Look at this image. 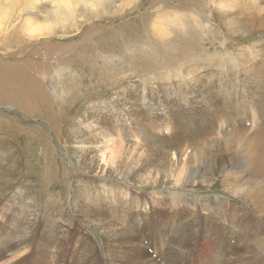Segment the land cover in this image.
I'll use <instances>...</instances> for the list:
<instances>
[{"label": "rangeland", "instance_id": "rangeland-1", "mask_svg": "<svg viewBox=\"0 0 264 264\" xmlns=\"http://www.w3.org/2000/svg\"><path fill=\"white\" fill-rule=\"evenodd\" d=\"M62 1L0 0V68L46 67L57 110L71 111L64 136L88 129L83 157L71 138L53 144L71 177L53 182L50 195L35 175L19 172L7 186L0 155V264H264V196L246 185L264 183L250 176L258 145L234 132L238 123L259 126L246 120L264 89V0H100L99 10L92 0H68L73 21L64 33L52 22ZM101 116L111 139L92 148L98 138L89 130ZM143 144L161 148L152 155ZM132 147L135 169L122 159ZM33 150L30 166L44 148ZM92 162L102 169L86 170ZM49 198L53 224L33 232L46 236L10 255L16 205L38 203L43 221Z\"/></svg>", "mask_w": 264, "mask_h": 264}, {"label": "bare ground", "instance_id": "bare-ground-1", "mask_svg": "<svg viewBox=\"0 0 264 264\" xmlns=\"http://www.w3.org/2000/svg\"><path fill=\"white\" fill-rule=\"evenodd\" d=\"M111 1H113V0H109V2H111ZM66 3H68V0H63L62 5L60 6V8L58 7L59 9H57L55 11V13L52 17V22L54 24L61 26L60 32H62V33H64V29H63L64 26H68V29H70L71 21H73L72 15H71L72 9L68 5H66ZM91 4L94 5L98 10L103 7L100 0H92ZM220 5H221V3H220ZM220 5H219V1H217L216 6L219 7ZM88 9H89V7H88ZM145 59H146V57H145ZM147 61H149V59ZM144 63H145L144 61H143V63L140 62V64H142V65H144ZM145 66H148V65L145 63ZM45 70H46V67H44L42 65L28 64L26 61L24 62V64L23 63L11 64V63L7 62V67L0 68V105H2V104L7 105V124L4 123L5 124L4 126H0V150L3 149V152L0 153V155L2 154V157H3L2 159L4 160V162L7 163V167H6V171H7L6 175L7 176H4V177H7V186L12 185L10 180H12L17 173L19 174V172H20V174H19L20 179L21 178L24 179L23 177L29 178L31 175L32 176L35 175L36 180L40 179L41 181L44 182V184L47 185V194L50 195V194H53V192L48 189L49 186H51V187L55 186V183H56L55 181H57V180H60V179L61 180H67L71 177L66 172L64 163L58 158L57 150L55 149V146L53 147V144L54 143L59 144L60 142H65L66 139L71 138L73 140L72 149L74 150V151L73 150L72 151L74 153L75 152L81 153L79 156L83 157L85 155L84 151L88 147L85 146L86 145L85 139H83V135H81L80 133L82 132V133L87 134L86 131L88 129H85V130L83 129L80 133L72 131L69 133L68 136H64V130L67 127L66 122H68L70 120L71 111L67 110V112H66L65 111L66 108H64L62 111L57 110L56 105L53 101V97H55V96H53L52 90H54V89H52L51 86L49 88L47 85H45L47 81L46 80L44 81L41 77L44 74ZM50 72H52V74L54 72L55 75L58 76L59 70H57L55 68V71H53V69L51 68ZM245 77H247V76H245ZM54 79H55V77L52 79V82L54 81ZM52 82H49V84L52 85V87L54 88V83H52ZM255 85H256V83H255ZM54 91H56V90H54ZM257 94L259 95V97L262 96V99L260 98L261 103L257 102L258 107H256V113L254 114L252 112V114H250V118H248V120H246V121L250 122L251 127H252L253 123H254V125L259 124V126H257V128H255V129L254 128L247 129V128L243 127V125H242L243 123L242 124L238 123L234 132H235V135H238V134L245 135L246 134L247 136H249L248 137L249 139L257 142L256 144L258 146L256 147L254 145L256 148H258L257 152L255 153V158L257 159V161H259V164H256L255 163L256 161H255L254 163L256 165H258V167H256V165L253 162H252L253 164H250L248 162L249 165H251V168H249L250 169V176H252V177L257 176L258 178L264 179V125H262V124H264L263 123L264 122V120H263L264 119V89L261 87V85L260 86L258 85ZM79 95H81V93H77L73 96H79ZM135 101L136 100L134 99V97L132 98V96H130V95L128 96L127 110H128V115L130 113L131 118H134L136 113H137L136 110L134 108H132V106H131L134 104ZM227 104H229V103H227ZM79 110L80 109L77 110L76 114H78ZM65 114H66V116H65ZM125 114L127 115V112H125ZM105 119L106 118L104 116L99 117V119H98L99 121H97L98 123L96 122V124L91 128V131L89 130V133L96 131V133L94 135H95V138H98L97 139L98 141L95 142V144L93 145L92 148H100L104 145V143L107 141L108 138L111 139V137H109V136H107L105 139L103 138L104 135L102 134V132H103V130H105L104 125H107V120H105ZM31 120L36 121L38 124H33V125L27 124ZM118 121L121 122V120H118ZM41 122H43L44 124L47 125V127L49 129L48 133H46L43 130V128L41 126H39V123H41ZM84 122H87V120H82V123H84ZM0 124H3V123H0ZM132 127L133 126H131V128ZM225 132L226 131H224L223 133H225ZM226 135H227V133H226ZM114 136H115V134H114ZM231 139H233V138L231 137ZM242 139L244 140V138H242ZM245 140H246V137H245ZM36 142H39L40 145L43 146L44 150L42 151V155H40L41 158L37 161V163L34 164L33 166H30L31 165L30 158H33V154L35 152V150H33V146L35 145ZM119 145H121V144H119ZM154 145H156V144H154ZM144 147H145V151H149V152L151 151V153H152L151 147L154 149L156 148V150H160L161 144L158 145V147L143 144V148ZM5 148L7 149V153L4 150ZM167 148H169V146H167ZM15 149H17L18 152H12L11 153L10 150H15ZM135 149H136L135 147H132L131 151H127L126 152L127 154L124 155L122 158L125 160L124 165L126 167H131L130 169H135V167H136L135 162H137V161H136L135 156H137V154L135 153ZM227 151H228V149H227ZM258 152H259V154H258ZM152 155H153V153H152ZM5 156H7V160H5ZM80 162H83V161H80ZM22 165L25 167V169H26V166H30L31 172L28 173L27 175L23 174V172L21 171ZM145 165L146 164H143V165H141V167L144 168ZM93 166H94V168H93ZM85 169L89 171L92 169L95 170V169H102V168H98L96 163L92 162V163L87 164L85 166ZM179 170H181V169H179ZM4 177L2 178L0 176V185H1V183H3ZM53 182H55V183H53ZM255 183L253 184L251 181H246V185H251V187L253 186L254 189L256 190V191L250 192V195L259 194L261 196H264V183H263V185H262V183H259V184H255ZM56 189L57 188H55V190ZM89 199H90V197H89ZM49 202H50V205L48 203V206H46L44 208V209H46L47 212L44 211V209H43L41 212V213H43V215L40 214V216H42L41 218L43 221L40 220L39 214H37V212H36L37 209L35 208L36 207L35 204H38V203H31L29 205H26L27 207H24L21 204L16 205V208L13 210L11 218L7 219V227L10 226V228H7V231H8L7 235H6L7 241L4 239L7 242V244L9 245L7 247V251L10 255L15 254L17 251H19L21 248H23L24 243L34 240V238L39 236L40 233H41V235L39 238L46 236V233H48V232H46L45 229H49L51 226V223H52L49 220V215L51 214L50 210L52 209V205H53V202L50 201V198H49ZM26 211H27V214H25ZM40 222H43V225L45 226V229H44L45 231L40 232V233H38V232L33 233V232H35L34 230L36 229L37 225ZM52 226H56V227L61 228L62 225L61 224H58V225L54 224ZM114 243H116V242H114ZM122 244H125V243H122ZM109 253H111V252H109ZM122 257H124V256H122ZM140 261H142V260H140Z\"/></svg>", "mask_w": 264, "mask_h": 264}]
</instances>
